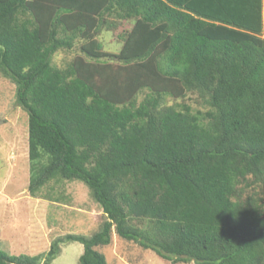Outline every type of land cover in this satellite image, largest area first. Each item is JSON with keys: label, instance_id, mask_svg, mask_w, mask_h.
I'll list each match as a JSON object with an SVG mask.
<instances>
[{"label": "trees", "instance_id": "obj_1", "mask_svg": "<svg viewBox=\"0 0 264 264\" xmlns=\"http://www.w3.org/2000/svg\"><path fill=\"white\" fill-rule=\"evenodd\" d=\"M116 21L133 27L112 54L97 36ZM0 69L28 115L30 196L79 181L105 216L0 264L66 242L108 264L113 232L175 264H264L263 0H0ZM190 94L207 110L166 104Z\"/></svg>", "mask_w": 264, "mask_h": 264}, {"label": "rangeland", "instance_id": "obj_2", "mask_svg": "<svg viewBox=\"0 0 264 264\" xmlns=\"http://www.w3.org/2000/svg\"><path fill=\"white\" fill-rule=\"evenodd\" d=\"M118 22L114 28L104 27L97 36L102 47L112 54L120 51L121 36L133 27L132 22ZM80 45L82 41L76 40L71 50L58 51L53 66L65 69L74 59L84 56ZM147 95L148 91L141 92L139 102ZM178 102L190 104L194 111L207 110L199 94H190L184 100L169 99L166 104ZM29 180L28 115L16 102V85L0 69V251L12 256L45 255L58 238L91 237L100 230L105 216L84 183L52 181L34 198L29 194ZM262 196L264 199V192ZM145 227L142 224L141 228ZM59 247V254L51 264H79L83 245L66 242ZM97 250L108 264H175L119 238L114 232L111 244Z\"/></svg>", "mask_w": 264, "mask_h": 264}, {"label": "crops", "instance_id": "obj_3", "mask_svg": "<svg viewBox=\"0 0 264 264\" xmlns=\"http://www.w3.org/2000/svg\"><path fill=\"white\" fill-rule=\"evenodd\" d=\"M263 37H264V0H263Z\"/></svg>", "mask_w": 264, "mask_h": 264}]
</instances>
